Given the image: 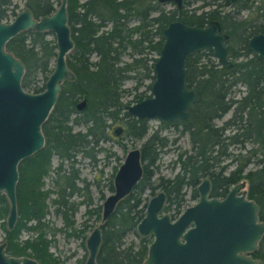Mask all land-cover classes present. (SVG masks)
Wrapping results in <instances>:
<instances>
[{"label": "trees", "instance_id": "trees-1", "mask_svg": "<svg viewBox=\"0 0 264 264\" xmlns=\"http://www.w3.org/2000/svg\"><path fill=\"white\" fill-rule=\"evenodd\" d=\"M55 1L58 5L59 0H25L24 6L38 17L52 12L56 8ZM223 1L228 3V0ZM196 2L208 8L197 11L194 6L188 7ZM10 3L11 0H0V20L8 21L10 14L15 15L13 8H9ZM252 3L251 0H238L232 4L243 8ZM221 6L217 0H183L180 8L174 4L169 9L159 0H67V18L74 42L67 65L73 78L61 83L57 100L42 124L44 145L18 165V217L12 229L1 222L9 254L31 256L40 264H59L58 257L49 250L50 239L46 236L47 200L54 192L50 200L55 205V213L65 224L73 226V215L83 201L72 198L89 183L84 179L82 187L77 184L79 172L74 166L75 155L83 151L95 159L91 149L99 141L111 137L112 122H121L123 136L134 139L147 136L141 144L143 175L134 190L117 203L113 213L103 222L97 262L142 264L151 238L141 236L134 248V242L123 245L124 237L135 231L145 213L147 201H143L141 190L144 186L154 187L149 181L152 176L149 166L158 159L166 138L159 135L157 128L148 134V118L128 114L120 99L121 83L128 72H141V68L145 70L144 75L154 80L156 56L147 57L142 53L154 51L158 54L163 43L162 30L172 20L199 26L218 20L229 34L228 44L234 54L229 67L221 66L205 50L191 53L186 60V82L198 92L199 99L191 105L185 119L161 120L163 124L181 125V131L186 132L190 140L189 149L178 154L181 171L172 178L161 177L159 182L167 196L165 210L173 209L172 217H177L184 202L182 187L185 184L195 186L205 176L211 182L210 196L216 197H223L233 184L244 179L248 183L247 195L259 204V217L264 220V58H254L248 47L249 37L264 31V0L256 5L258 17L262 19L259 22L237 20ZM132 17L136 22L129 24ZM47 33L23 30L6 43V48L24 63L22 86L33 92L44 89V83L38 86L33 82L37 73L47 79L56 55L55 39L47 38ZM127 49L131 60L122 61L121 55ZM92 54L97 57L95 60L90 58ZM238 83L244 85L245 90L240 97H235L231 94L232 88ZM80 96L85 98L86 104L79 110L76 104ZM144 97L141 92L138 100ZM230 109V117L217 125L215 119ZM230 126L232 132L226 133ZM247 143L253 145L246 148ZM231 144L238 145L243 152L229 151ZM54 155L60 159L54 168L56 177L53 187L45 188L44 177L51 170ZM225 159L229 161L222 164ZM63 160L69 161L68 168L63 166ZM229 164L234 166L229 169ZM250 164L252 167H248ZM110 189L113 190L112 182ZM192 196H198L195 187ZM100 208V205L89 207L85 213L94 212L100 217ZM8 209L6 196L0 190L1 218L7 215ZM22 230L35 234L22 239ZM252 255L264 264V234Z\"/></svg>", "mask_w": 264, "mask_h": 264}, {"label": "water", "instance_id": "water-1", "mask_svg": "<svg viewBox=\"0 0 264 264\" xmlns=\"http://www.w3.org/2000/svg\"><path fill=\"white\" fill-rule=\"evenodd\" d=\"M159 1L171 2L177 8L183 4V0ZM23 30L52 32L55 37L53 67L44 89L39 92L23 88L24 63L6 48L7 41ZM162 36L163 43L153 66L150 94L125 104L124 109L137 118L183 120L191 105L199 99L198 92L186 82L188 56L205 50L221 66L229 67L234 50L228 44L229 34L218 20L202 26L172 20L164 26ZM73 44L67 0H59L52 12L42 16L36 17L24 7L9 21L0 20V190L9 204L8 229L14 227L18 217V165L44 145L42 124L57 100L61 83L73 78L67 65V55ZM248 47L254 58L264 57V32L252 34ZM85 104L82 98L76 107L80 110ZM122 130V125L118 124L112 133L120 135ZM142 175L141 147L128 149L114 174L113 190L101 204V221L86 236L88 253L84 264H98L101 226L117 203L134 190ZM245 186L246 182L240 181L223 197L210 196L211 183L205 176L197 184V201L175 218L164 210L166 193L163 189L151 196L136 226L141 236L152 237L142 264H263L252 252L258 248L264 234V220L259 217V204L247 195ZM5 247L6 241H1L0 264H40L31 256L9 254Z\"/></svg>", "mask_w": 264, "mask_h": 264}, {"label": "rangeland", "instance_id": "rangeland-1", "mask_svg": "<svg viewBox=\"0 0 264 264\" xmlns=\"http://www.w3.org/2000/svg\"><path fill=\"white\" fill-rule=\"evenodd\" d=\"M222 3L221 8L223 10L229 11L230 14L235 19H246L248 22H259L262 21L261 17H258V13L256 11V5L260 3L261 0H251L253 3L248 7L237 8V6L233 5L228 1V3H224L223 0H217ZM25 0H11L9 8L14 10V12L20 11L24 7ZM55 5L57 3L55 1ZM196 7L197 11L201 9L208 8L202 7L201 2H196L188 7ZM163 7L166 9L173 8L174 4L171 2H164ZM212 7V6H211ZM10 9L8 12H10ZM13 15H9L12 19ZM135 18H131L129 20V24H134ZM47 38H54V34L52 32H48L46 34ZM147 50V49H146ZM129 49H127L122 55V61H130L131 54H129ZM71 51L69 52V54ZM68 54V55H69ZM67 55V56H68ZM142 55H146L147 57L157 56V53L154 51H148L142 53ZM92 60H95L97 57L92 54L90 57ZM215 59V58H214ZM233 60V58H232ZM150 63V60H148ZM53 65V61L51 62ZM144 69L141 68V72L130 71L128 72V76L124 77L121 83V101L123 106L125 104L133 103L138 101V95L143 92L145 97L150 94V87L148 86L152 79L150 75H144ZM149 72V71H148ZM143 77L139 79L140 76ZM45 78L41 73L36 74V80L33 82L34 84L40 86L45 82ZM28 91L33 92L31 88H25ZM245 90V86L242 84H236L232 88V95L235 97H240ZM82 99V96L79 97L78 101ZM232 113V109L227 111L222 117L215 119V123L217 125H221L224 120L230 117ZM121 122H112L110 126V134L111 137L105 140L99 141L97 146L91 149L92 153L95 155V159H93L90 155L83 153V151H78L75 155L76 161L74 166L78 169L79 177L76 179V182L79 186H83L85 180L88 181L87 188H82L80 193L74 196L72 199L79 201L82 200L80 204H78L77 210L73 215L74 224L73 226H69L65 224L62 217L55 213V205L52 204L50 200L51 197L55 196V193L52 192L50 194V198L47 200L48 204V212L44 217V220L48 224V229L46 232L47 238L50 239L49 250L53 253V255L57 256L59 259V264H84L88 250L86 247V236L93 229L94 226L98 225L101 221V210L100 208V217L96 216V213L91 212L90 214L85 213L86 208H97L98 205L101 206L105 197L111 193L110 182L113 184L114 174L123 161V158L128 149L133 147H141L142 142L146 139L147 136H144L140 139H134L132 137L123 136L122 132L120 135H114L112 133L113 128L120 124ZM148 123L150 125L148 134L151 133L154 129H158L159 135L166 138V144L161 147L159 151L158 159L155 161L153 165L149 166V169L152 170V176L150 178V183L154 185L153 188L150 186H144L141 190V196L143 201L149 200L151 196L156 194L159 190L163 189L159 182L161 177L163 178H172L176 175V173L180 172V163L178 162V154L190 147L189 136L186 132L181 131V125H173V124H163L161 119L158 118H148ZM75 128H83L81 126H75ZM233 127H227L225 130L226 133H231ZM147 134V135H148ZM252 143H247L246 148L252 146ZM240 147L236 144H231L228 147V150L231 152L242 151L243 149H239ZM60 159L57 156H52L51 159V170L48 175L44 177V187H53L54 178L56 177L55 167L59 163ZM229 159H225L223 163L228 162ZM69 161L63 160V166L68 168ZM234 165L229 164L228 168H232ZM248 167H252L250 164ZM85 179V180H84ZM240 181H245L247 188L248 183L246 180L242 179ZM239 181V182H240ZM199 183V182H198ZM192 186L190 184H185L182 187V192L184 193V202L181 207V211L189 206L194 204L197 201V197L192 196L193 188H197V184ZM164 190V189H163ZM90 198V204H87V200ZM174 204H172V208ZM165 210V209H164ZM170 213L173 212V209L165 210ZM6 217H0V242L4 241V229L1 226V222H5L6 225ZM86 222V223H83ZM82 230V231H81ZM35 233L27 230H22L20 234V238H25L29 235H34ZM141 235L135 229L134 232L128 233L124 237V246H127L130 242H134L135 247L137 248V243L139 242ZM151 238V236H148ZM152 239V238H151ZM149 244V243H148ZM34 258V257H33Z\"/></svg>", "mask_w": 264, "mask_h": 264}, {"label": "flooded vegetation", "instance_id": "flooded-vegetation-1", "mask_svg": "<svg viewBox=\"0 0 264 264\" xmlns=\"http://www.w3.org/2000/svg\"><path fill=\"white\" fill-rule=\"evenodd\" d=\"M238 1V0H237ZM236 1V2H237ZM25 7V6H24ZM23 7V8H24ZM256 7V6H255ZM238 8V7H237ZM239 9V8H238ZM19 12V11H18ZM17 14V12H15V15ZM15 15H13L12 17H14ZM11 19V18H10ZM4 21H6V20H4ZM9 21V20H8ZM264 32V31H263ZM255 34V33H254ZM249 40V39H248ZM251 53H252V56H253V52L251 51ZM14 54V53H13ZM262 58H264V57H262ZM54 61V60H53ZM25 73V72H24ZM24 75V74H23ZM21 83H22V81H21ZM24 88V87H23ZM25 89V88H24ZM211 183V182H210ZM197 189V188H196ZM166 193V192H165ZM166 199H167V196H166ZM152 238V237H151ZM6 248V247H5Z\"/></svg>", "mask_w": 264, "mask_h": 264}]
</instances>
